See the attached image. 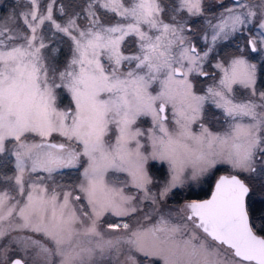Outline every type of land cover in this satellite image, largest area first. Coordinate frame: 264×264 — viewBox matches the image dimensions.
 <instances>
[{
  "label": "snow or ice",
  "instance_id": "1",
  "mask_svg": "<svg viewBox=\"0 0 264 264\" xmlns=\"http://www.w3.org/2000/svg\"><path fill=\"white\" fill-rule=\"evenodd\" d=\"M30 3L24 29L0 27V168L14 169L0 176L12 184L0 190V264H264V223L249 208L264 202V0H88L83 27L79 12L60 23L52 3ZM96 8L120 19L101 23ZM46 23L72 41L63 67ZM129 36L139 50L125 55ZM233 38L243 47L213 65L198 94L190 77H209V54ZM209 103L223 131L205 122ZM155 162L167 165L163 181L150 174ZM224 166L210 198L164 214L171 196ZM64 169H82L79 182L47 183ZM143 201L153 205L143 220L158 219L133 227L123 218Z\"/></svg>",
  "mask_w": 264,
  "mask_h": 264
},
{
  "label": "rangeland",
  "instance_id": "2",
  "mask_svg": "<svg viewBox=\"0 0 264 264\" xmlns=\"http://www.w3.org/2000/svg\"><path fill=\"white\" fill-rule=\"evenodd\" d=\"M8 0H5L7 2ZM12 4L19 6L18 11L11 10L9 13H0V27H3L4 25H11L12 27H17L24 29L25 26L23 25L22 18H20V13L27 12L31 9V3L30 0H12ZM4 0H0V8L5 3ZM210 2V0H209ZM49 3H52V14L53 18L57 20V22L63 23L67 20L68 15L79 12L80 17L77 20V23L80 24L82 27L87 25L88 19L87 14L84 11V8L86 7L88 0H39V9L41 12H46L47 5ZM224 3L230 4L231 0H224ZM64 7L65 13L60 12V8ZM221 9H215V11H220ZM97 15L100 17L101 23L109 24L114 23L116 20L120 19L119 17H116L113 13L106 12L103 8H96ZM14 16L15 20H10L9 17ZM165 19L167 20V16H165ZM199 25H197L198 27ZM41 34L45 37V42L49 44L50 47H55L59 49V54L56 59V63L63 67L67 61L70 59L72 54V48L73 44L72 41L68 36H65L63 33H58L55 31L54 28H51L48 23H46L43 28L41 29ZM137 38L135 36H129L126 37L125 41L121 45V51L125 55H132L134 53L138 52V44H137ZM202 43V44H201ZM239 44L240 47H243V40H237L235 38L229 40V41H220L215 46V51L213 53L209 54L208 60L204 63V69L210 74L209 77H190L193 79V83L195 86V90L198 94H203L204 89H206L209 85L213 83V80L211 78V74L216 72L217 70L213 67V65L218 60H223L225 58L230 57L231 55L235 54L237 52V45ZM198 46L203 47V42L198 41ZM258 62V61H253ZM105 63L107 61L105 60ZM134 67V62L131 65ZM129 67V64L127 61L124 62L122 66V71H126ZM153 88L158 90V85L154 84ZM258 88L264 89V77H261V80L258 82ZM237 92H236V99L237 101L245 99L246 98V92L243 89H239L237 86ZM151 90V89H150ZM69 103V98L65 95L61 99V106L67 105ZM206 119L205 122L207 123L208 127L216 132V131H223L224 128L227 126L224 121V116L221 110L215 109L212 107V105L206 104ZM166 115L169 116L171 119V110L166 112ZM137 125L141 127L142 129H148L151 127V117H141L137 121ZM194 130L198 131V126H193ZM157 170H159V167L161 164L159 162H155ZM166 172H167V165ZM228 169L226 166L222 167ZM155 170V173L151 172L150 174L153 175L158 181H163L164 177H161L159 175V172ZM13 165L10 163L6 168H0V176L3 175H12L13 174ZM80 172H82V169H64L61 171V173H55L53 174V180L47 181L50 185L53 184V182L61 185H74L79 182ZM216 172V171H215ZM214 172V173H215ZM213 173V174H214ZM213 174L209 177H207L202 183L200 184H194L191 188H184L181 189L180 194H174L171 196L166 204L163 206V212L165 215H167L169 210H174L180 207L185 201L178 203L176 202L181 195L185 196L189 193H194L199 191L200 189H206L208 187L210 181L212 180ZM46 175V174H42ZM110 177L112 174H109ZM120 176L121 179L124 178L125 174H117ZM244 178V177H243ZM8 189L9 191H12V184L11 182H4L3 180H0V190ZM156 189L153 188V191ZM125 191L130 192L132 194L140 195V193H137L135 189L133 188H126ZM13 195H15V192L13 191ZM153 205L150 201H143L140 204V208L142 211H139L136 213L133 217H125L123 220L125 222L130 223L133 227L137 226L138 223H146V224H152L155 223L156 219H158V215H154L150 221L145 222L143 220V216L145 213L151 212ZM107 219V217L105 218ZM112 219H118V218H112ZM106 227V225H102V230ZM31 264V262H30Z\"/></svg>",
  "mask_w": 264,
  "mask_h": 264
},
{
  "label": "trees",
  "instance_id": "3",
  "mask_svg": "<svg viewBox=\"0 0 264 264\" xmlns=\"http://www.w3.org/2000/svg\"><path fill=\"white\" fill-rule=\"evenodd\" d=\"M4 2H5V0H4ZM12 2H13L12 0H8L7 2H5L0 8V13L1 14L9 13V11H11V10L18 11L19 6L12 4ZM157 168L158 167L155 166V167L151 168L150 170H151V172L155 173V170H157ZM157 171L159 172V175L161 177H164L165 174H166L165 165L160 166L159 170H157ZM221 173H228V169L221 167L219 171H216L213 174L212 180L210 181V183H209L208 187H206V189L202 188V189H200L197 192H194V193L192 192V193H189L188 195H185V196L181 195L176 202L181 203V202L186 201V200H192V199L199 200V199L206 198L207 196L210 195L212 187H213V184H214L216 178ZM253 187H255V185H253ZM180 192L181 191H179L177 194H180ZM249 208H250V213L252 215L253 222L259 228L260 225L262 223H264V221H261V220L258 219V217H260L262 214H264V202H262L260 199L254 197V198H252L249 201Z\"/></svg>",
  "mask_w": 264,
  "mask_h": 264
},
{
  "label": "water",
  "instance_id": "4",
  "mask_svg": "<svg viewBox=\"0 0 264 264\" xmlns=\"http://www.w3.org/2000/svg\"><path fill=\"white\" fill-rule=\"evenodd\" d=\"M228 173H221L220 175H227ZM219 175V176H220ZM218 176V177H219ZM218 177L216 178V179H218ZM243 178V177H242ZM216 181V180H215ZM214 184H215V182H214ZM214 184H213V187H212V190H211V192L213 191V189H214ZM210 196H211V193H210V195L209 196H207L206 198H203V199H199V200H204V199H208V198H210Z\"/></svg>",
  "mask_w": 264,
  "mask_h": 264
}]
</instances>
